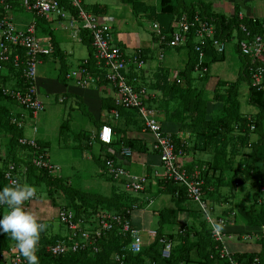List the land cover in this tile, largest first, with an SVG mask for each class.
Segmentation results:
<instances>
[{
	"label": "trees",
	"instance_id": "16d2710c",
	"mask_svg": "<svg viewBox=\"0 0 264 264\" xmlns=\"http://www.w3.org/2000/svg\"><path fill=\"white\" fill-rule=\"evenodd\" d=\"M125 1L133 5L138 15L147 17L153 20V22H158L162 31L168 35L173 31L175 17L183 12H187L190 15L199 12L204 18L214 19L218 27V36L223 38L228 37L230 38L229 40H232L231 36L234 30L238 31L240 39L246 36V32L240 26L241 24L246 25L252 34L264 33L261 20L255 22L253 17L248 16L240 18L239 4H235V14L229 16L225 13L213 11L212 5L204 1L191 2L189 5H186L180 1L178 3V0H161L157 6L148 5L143 0ZM86 9L90 11V9ZM2 11V8H0V15ZM82 35V38L92 46V38L89 32L86 30ZM153 35L157 41L158 38L154 33ZM194 45L195 34H191L189 42L183 46L174 47L169 44H162V52H166L167 50L178 51L186 47L190 54L189 61L185 69L179 72L178 76L173 79L168 69L161 68L156 73L157 79L153 82L154 84H151V87L147 81L145 82V69H143L140 72L143 82L148 87L149 92L150 88L162 92L161 99H164L162 102L166 106L172 105L173 113L171 114V118L179 123L178 131L188 132L195 137L192 140L191 138L179 137L177 132L172 133L177 151L182 149L184 155L194 150L207 154L212 152L214 154L215 159L212 162L197 161L185 164V168L189 171L194 170L196 167L201 169V177L205 181L203 189L205 196L208 198L207 200L210 202V199L216 197L222 187L229 186L230 191H236L239 186H243L249 182L255 188L254 193H252L255 201L251 203L254 208L248 209V206L240 207L237 210L238 215L250 225L264 226V192L261 188L264 185V81L261 87L253 84L248 70V64L251 62V59L242 55L240 47L237 45L236 50L242 60L240 78L236 82L219 80L213 92V98L210 99L207 96L206 85L197 84V81L206 78L207 74L199 78L193 74L197 71V67L200 70L206 68L208 71L213 62L225 60L227 57L226 52L219 53L215 48L206 45L204 47L205 56H202ZM15 52H19L22 56L25 54L21 49ZM142 52L147 62V53L143 48ZM57 54L58 51L51 56ZM46 57L49 56H44L43 59ZM86 66L97 73L99 77L98 84L104 83L110 85L103 71L98 69L94 53L87 60ZM21 72V69L13 64V60L7 62L5 67L0 69V138L9 140L6 143V151L4 154H0V187L10 185L5 177V172L10 165L14 164L19 183L26 182L37 189V196L25 202L27 210L33 201L42 196L43 189L47 190L49 198L53 203L57 202L58 196H63L70 203L67 206H73L71 209L75 210L77 217L90 218V216L96 214L99 210L127 215L128 210H134V205H137L138 209L144 207L145 205L142 203L145 200L141 203L140 198L134 197L127 191L121 190L118 193L116 191L117 188H114L111 197L100 196L84 191L80 185H77V187L73 186L59 173H52L55 167H39L35 163V159L39 155V152H41V149L30 143L23 144L20 141L21 138H32L35 135H29L26 128H20L12 122L13 113H17L18 115L20 113L10 106L9 101L15 104L17 101L3 92V88L6 85H14L12 87L24 86L25 81L21 76ZM243 81L249 83L247 104L257 109L255 113L248 114L243 110V101L240 97L241 82ZM148 99L150 105L157 106L160 109L161 106L159 107L155 104V99L151 92ZM218 104H222V112L215 114L214 112ZM16 105L25 111L24 121L26 125L28 122L27 117H31L32 120L35 119L31 112L26 111L18 103ZM119 109L127 112L134 111L120 107ZM138 119L141 122L139 117ZM68 125L67 122H64L61 126L62 135L67 130H70ZM83 136L88 139L87 145L90 147L92 145L90 134L85 133ZM37 142L42 149L48 146L47 143L40 141V139H37ZM118 143L122 147L127 146L133 152L143 153L148 150L143 141L128 137H124L123 141L119 140V142L114 138L111 144L102 142V145L104 147H111L118 145ZM3 156L4 161L1 159ZM111 159L114 160L116 165H122L116 161L114 154H109V157L104 160L106 161L104 174H106L108 179L114 180L113 177L106 173L108 161ZM221 159H224L223 163H221ZM226 164L233 165V173L230 176H226L225 174ZM216 169L220 170L218 174L213 173V171L216 172ZM161 184L163 188L160 189V192L169 194L176 201L180 209L192 212L200 221L199 228L196 225H188V227L183 226L176 233H166L163 229L164 224H173L177 209H162L158 210L162 226L157 229L155 240L151 244H146L143 251L139 254L123 250L125 246L130 244L132 240L131 236L130 234L120 233V228H115L108 232L104 238L102 247L97 252L91 253L89 250H85L55 256L48 250V246L55 244L63 237L58 233L50 234V223L46 222L48 228L46 232L41 233V239L37 246L40 264H229L232 260H237L241 264H253L257 257L259 261L254 264H264V233H261L259 237L262 246L260 252H236L227 258H221L219 248H217L220 242L217 243L215 241L204 212L189 198L186 187L165 178L161 181ZM149 185L148 181L147 187L142 193L147 191ZM192 204L196 209L192 207ZM228 209L230 211L235 210L233 205ZM6 211V206H0V213ZM164 236L174 243L170 258H165L162 255L163 244L160 242V239ZM175 241H179V243L176 244ZM219 245L223 247L222 242ZM13 249L18 251L15 241L11 236L6 233L0 234V264H12L10 255H12ZM117 253L125 254L123 262L116 259L115 254Z\"/></svg>",
	"mask_w": 264,
	"mask_h": 264
},
{
	"label": "built area",
	"instance_id": "2783aa9c",
	"mask_svg": "<svg viewBox=\"0 0 264 264\" xmlns=\"http://www.w3.org/2000/svg\"><path fill=\"white\" fill-rule=\"evenodd\" d=\"M0 8L3 10L0 16V69H3L7 62L13 60V64L21 69V76L25 81L24 86L20 87L4 86V94L11 96L35 118L45 110V102L39 90V65L43 62L44 56H50L56 50L51 44H44L38 37L37 20L39 18L51 19L56 15L58 19L63 20L64 28L68 29L75 39L80 37L82 31L87 30L92 38L93 53L98 69L103 71L105 78L116 91L115 104L117 108L113 110L114 117L117 119L120 117L119 107L136 111L145 128L154 134L153 150L158 153L165 168L164 178L185 186L189 198L204 212L215 241L223 243V247H220V243L217 245L221 258H227L233 254L224 241V226L227 225V220L216 215L207 200L203 189L205 181L201 177V169L196 167L189 171L185 168V164L181 162L184 151L182 149L177 151L172 133L167 132L160 123L159 109L149 104L150 92L140 74L147 65L142 48L138 47L132 52H127L116 44L112 27L100 20L96 14L88 11L83 0H0ZM16 9L32 13L35 21L26 28H18L12 17V12ZM243 17L244 15L240 13V18ZM257 20L261 19L254 18L255 22ZM261 21L264 29V20ZM173 26L172 33L168 35L162 31L158 22L152 23L151 31L158 38L157 43L160 48L162 44L174 47L186 45L191 34H195L194 46L202 56H205L204 47L206 45L215 48L219 53H225L229 43L233 40L232 36V40H229L228 37L218 36L215 20L204 18L199 12L193 15L187 12L177 15ZM240 26L246 32V36L241 39L237 38L236 43L240 47L241 54L251 59L248 70L253 84L261 87L264 81V33L252 34L246 25L241 24ZM18 49L24 51V56L15 52ZM160 57H163V54ZM86 64L87 60L67 73V78L74 80L78 86L83 88L97 85L99 81L97 73L88 68ZM197 70L200 68L197 67ZM204 71L207 69L204 68ZM64 100V98L60 99L61 102ZM24 120V114L13 113L12 122L15 125L26 128ZM33 130L38 131L36 125H33ZM114 136L115 131L111 125L104 126L99 134L100 139L106 144H111L114 141ZM20 141L41 149L35 159V163L39 167H55L47 160V148H40L37 137H24ZM124 154L132 156L133 151L130 148H125ZM106 173L114 180L125 179V187L134 192L144 191L148 184V177L145 173H134L123 166L116 165L113 159L108 161ZM5 177L10 185L19 183L14 164L6 170ZM133 209H138V206L134 205ZM133 211L128 210L127 215H123L99 210L90 218H84L77 217L75 210L62 206L59 208V222L65 227L66 234L55 244L49 245L48 250L55 256L85 250L94 253L100 250L108 232L120 228V233L130 234L132 239L123 250L139 254L146 244H151L155 240L157 230L149 231L148 235L152 241L147 243L143 232L133 225L131 218ZM160 242L163 244V257L170 258L174 243L166 236L162 237ZM10 256L12 264H26L19 251L13 249ZM115 257L123 262L125 254L117 253ZM229 264L241 263L232 260Z\"/></svg>",
	"mask_w": 264,
	"mask_h": 264
},
{
	"label": "crops",
	"instance_id": "0c3cea01",
	"mask_svg": "<svg viewBox=\"0 0 264 264\" xmlns=\"http://www.w3.org/2000/svg\"><path fill=\"white\" fill-rule=\"evenodd\" d=\"M85 7L90 9L94 14H96L100 20H102L105 23H108L107 20L114 19L113 21L117 23V25L109 24L114 33V40L116 44H118L120 47H122L127 52H132L136 48L141 47L143 48L147 53V65L145 68V82L147 81L149 83V86L151 87V84H154L153 82L156 81V73L161 68H166L170 72L171 78H176L179 74V72L183 71L185 69V66L187 65L189 61V51L186 58V64L182 65L181 61L184 59L180 56V50H167L166 52H162L161 48L158 46V43L156 39L154 38V35L152 34L150 30V36L148 40H144L141 42V37L138 33H136V40H134L131 36V34H128L127 37L122 38V32L120 28H123V24L126 23V19L123 18L122 15H116L117 17H111V9L110 7L105 3L98 1V0H83ZM201 1V0H198ZM196 0H192L191 2H198ZM233 1V0H232ZM239 2H235V4L240 5V12L244 13L242 8L248 9L250 14H245L248 17H258L264 18V0H252L251 5H248L247 2H250L251 0H237ZM145 2V1H144ZM183 3L182 1H180ZM203 2V1H201ZM206 2V1H204ZM122 3H127L125 0H122ZM210 3L212 5L213 11L219 12V13H225L224 11H217L214 8L213 2H206ZM148 5H155L157 4H149ZM186 5H189V3H185ZM127 5H132L130 3H127ZM219 6H222L223 8L225 5L219 3ZM218 7V6H217ZM221 7V8H222ZM20 13V12H19ZM25 13V12H24ZM235 14L232 13L229 16H233ZM138 15V14H137ZM228 15V14H227ZM1 16V15H0ZM140 16V15H138ZM140 17L143 18L141 15ZM14 20H16V24L18 28H26L29 24L33 23L35 20V17L29 18L28 15L23 14L20 16L13 17ZM146 18V17H144ZM149 19V18H148ZM15 22V21H14ZM153 20L149 19V25L147 29L149 30V27H151ZM120 26V27H119ZM68 29H65L63 24H60L56 20L55 17L51 19L47 18H39L37 20V35L40 38V40L44 44H51L56 51H58L57 55L49 56L43 59L42 67L39 71V84L41 85V93L43 96L44 94H48L47 97L53 96L56 97L57 101H60L61 98H64L65 100L61 103L69 104L70 110L66 109V113H68V118L64 119L60 123V134L62 135L61 126L64 122H67L70 127V130L67 133V136L72 137L75 136V144L71 145L73 142L67 141L64 145L60 144L62 140L59 141V146L62 148L64 147H75L76 150L78 149H89L93 147H98L100 154L97 153L99 157H97L95 154L92 156H88V159L93 158L94 161H96L100 166V169L98 171V174L107 179L109 182V185L107 184L105 180L100 183L98 182L99 187L98 188H92V187H83L81 188L84 191L91 192L100 196L105 197H111L113 194L114 188L119 193L122 191H127L134 197H138L141 200V203L143 200H145L144 204L145 206L136 209L132 212V222L133 225L137 228H139L143 234L145 239L147 238V243H150L152 241V238L149 237L148 233L152 230H157L162 226V223L160 221V217L158 216V210L162 209H177L175 220L173 221V224L166 225L164 224L163 229L166 233L168 232H178L180 228L183 226L188 227L196 225L198 228L200 227L199 223L200 221L196 218V216L189 212L188 210H182L177 205L176 201L167 193L160 192V189L163 188V185L161 184V181L164 179L165 176V168L163 167L159 155L153 150V142H154V134L151 133L149 130L145 128L142 122L138 119V114L136 111H130L127 112L125 110L120 109V117L117 119L114 117L113 110L115 107V97H116V91L115 89L109 85V84H97V85H91L89 87H80L75 83L68 82L66 79L67 73L76 67H78L82 61L88 60L92 54V46L89 45L87 41H85L82 38V33L80 34V39L73 38L71 36V33H67ZM75 42L71 46L70 49H66L64 46L68 41ZM79 43L80 46H77L76 44ZM86 46L88 51L83 52V47ZM77 53L79 57L77 56ZM163 53V57H160V55ZM68 56L75 57L77 60V63L74 64L71 69L66 67L64 64L65 60L68 59ZM155 56L158 57L157 62L155 61ZM73 60V59H72ZM75 60V61H76ZM226 60V59H225ZM225 60H220L213 62L210 67L212 68L213 64H221L225 67L223 68V71H221V75L217 76L216 78H213L211 76L210 80L203 78L199 81H197V84H205L206 88L207 85L210 84L211 86L208 87V90L211 89L214 92L216 89V86L219 82V80L222 81H228V82H236L240 78V73L242 69V60L236 64H228L224 62ZM57 62L61 63L60 69H58ZM232 62V60H231ZM225 63V64H224ZM221 67V66H217ZM222 68V67H221ZM54 70L56 73L55 77L53 75H49V72H52ZM57 70L59 72H57ZM208 70V71H209ZM47 73L48 75H44ZM195 77H197L198 72L196 71L193 74ZM203 76V75H201ZM200 76V77H201ZM199 78V77H197ZM249 91V83L247 81L241 82V100L243 101V110L248 113H255L257 112V109L254 106H249L247 104V96ZM150 92L153 95V98L155 99V104L160 107V123H162V126L165 130H167L170 133L177 132L179 137L182 138H191L194 140V135L188 133V132H179V123L176 122L171 118V114L173 113L172 105L166 106L162 101L164 99L162 98V92L159 90H155L150 88ZM243 95V98L242 96ZM210 99H212L209 96ZM246 103V105H245ZM90 108L91 113H93L96 118V124L93 125L92 121L86 123L83 127H81L80 131H74L73 127L70 123L75 122L74 118L71 117V111L78 110L80 113H83V117L88 116V112L86 111V107ZM163 104V105H162ZM85 108V109H83ZM88 108V109H89ZM18 113L24 114V110L21 107L16 106L14 108ZM65 113V114H66ZM136 113V114H135ZM66 116V115H65ZM70 116V117H69ZM39 115L32 120L31 117H27V133L29 135H35L37 137V134H39V128L38 131L35 133L33 130V125H36V120L38 119ZM87 118V117H86ZM93 120V119H91ZM106 125H111L114 127L115 131V140H121L123 141L124 137L132 138V139H139L143 141L148 150L146 152H133L132 156H128L124 154V149L127 148V146L122 147L120 143L116 146H109L104 147L102 145V142L98 138V134L102 130V128ZM167 126V127H166ZM80 129V128H78ZM42 132V131H41ZM90 134V138H92L91 143L92 145L89 147L87 145L88 139H86L83 135L84 134ZM80 134V135H78ZM96 136V137H95ZM42 142L47 143L49 146V149L51 147V141L47 138H39ZM89 142V141H88ZM103 146V147H102ZM81 151V150H80ZM109 154H114L116 161L122 165L123 167L129 169L132 172L140 171L142 173H145L148 177L149 181V187L146 192L137 193L132 190H128L125 187L126 180H110L107 178L106 174H104V167L106 158L109 157ZM75 154H71L70 157H74ZM215 156L211 153H202L200 151H193L188 154H185L182 156L181 161L184 164H189L197 161H208L212 162L214 161ZM224 162V159H221V163ZM164 169V170H162ZM233 165L232 164H226L225 168V174L226 176H230L233 173ZM220 172L219 169H216V172L213 171L214 174H218ZM212 174V173H211ZM215 176V175H214ZM213 176V178H215ZM108 190H110L108 193L103 192V188L107 187ZM245 188V194L248 196L241 197L239 195L238 190L236 191H230V187H222L220 189V193L216 195V197L210 199V204L214 209V213L218 216H221L227 220V225L224 226V232L225 237L224 241L226 246L230 251L233 253L241 252V253H254V252H260L262 249L261 243L259 241V237L261 233H264V226H253L248 224L244 219L238 215L237 210L240 207H245L247 204H251L255 201V198L252 196V193H254L255 188L247 182L245 185H243ZM234 193V194H233ZM45 195V196H44ZM46 198H49L48 193H42V196L37 198L35 201H33L30 205V207L34 210L32 213H34L38 219H40L42 222L50 223V234L58 233L60 235H65L66 231L63 226L59 224V228H57V231H54L53 225L55 223L54 219L56 214L58 213L59 208L62 206L60 202L49 203ZM61 198V197H60ZM240 199V201H239ZM51 204V205H50ZM70 204L69 201L65 204ZM233 205L235 210L230 211L228 208H230ZM72 208L73 206H68ZM192 207L196 209V207L192 204ZM191 213V214H190ZM227 213V214H226ZM40 215V217L38 215ZM153 219H156V225L153 226L151 223ZM185 228V227H184ZM176 242V241H175ZM179 241L176 242L178 244Z\"/></svg>",
	"mask_w": 264,
	"mask_h": 264
},
{
	"label": "rangeland",
	"instance_id": "374dc122",
	"mask_svg": "<svg viewBox=\"0 0 264 264\" xmlns=\"http://www.w3.org/2000/svg\"><path fill=\"white\" fill-rule=\"evenodd\" d=\"M103 2L104 4L106 3L110 9H111V17L116 18V15H122L124 19H126V23L123 24V28L121 30L122 32V38H126L128 34H131L132 38L134 40H136V33L139 34V36L141 37V42H143L144 40H148L149 36H150V30L151 27H149V30L147 29L148 25H149V19L146 18H142L140 16L137 15V10L133 7V5H127V3H122V0H98ZM149 4H157L159 5V3L161 2V0H143ZM182 1L183 3H191L192 0H178ZM198 1V0H196ZM201 1H206V2H213L214 8L217 11H224L226 12L228 15H231L232 13H234V9H235V2H239L237 0H201ZM254 1V0H253ZM251 2H247L248 5H251ZM223 4L225 5V7L223 8L222 6H219ZM218 6V7H217ZM222 7V8H221ZM243 11L245 12V14H250V12L248 11V9L242 8ZM20 12V13H19ZM21 9H16L14 12H12V17L16 16H20L23 14H26L29 16V18H33L34 15L32 13H28L25 12ZM54 17L56 18V20L58 22H60V24H63V20L58 19V17L56 15H54ZM14 19V18H13ZM35 20V19H34ZM114 19L111 20H107V22L109 24H115L117 25L116 21H113ZM15 23L16 20H14ZM120 27V26H119ZM152 32V31H151ZM67 33H69V30H67ZM153 34V32H152ZM234 41V42H233ZM233 41H231L228 45V49L226 51V60L224 61L226 63V65L228 64H236L238 63V61H241V57L238 54L235 44L237 41V35L236 37L233 39ZM73 43L71 40L68 41L66 43V45L64 46L66 49H70L71 46L73 45ZM77 46H80L79 43L76 44ZM83 47V52L85 54V52H87L88 54V49L86 46H81ZM181 58H183L184 60L181 61L182 65L186 64V58L188 55V49L186 47H183L182 49H180L179 51ZM77 56L79 57L78 53ZM73 59V60H72ZM155 61L157 62L158 57L155 56ZM75 57L72 56H68V59L65 60L64 64L66 67H68L69 69H71L73 66H75L74 64L77 63V60L75 61ZM232 60V62H231ZM224 63V64H225ZM57 66L58 69H60V67L62 66L60 62H57ZM217 66H221L220 68ZM42 67V64L39 65V71L40 68ZM225 66L221 65V64H213L212 68H210L209 71H204V70H197L198 75L197 77H200L201 75H206L207 77L206 79L210 80L211 76L213 78H216L217 76L221 75V71H223V68ZM57 72H59L57 70ZM56 72L54 70H52V72H49V75H53V77H55L56 75H54ZM47 73H45L44 75H48ZM66 79L68 80V82H72L75 83L74 80L69 79L66 77ZM248 83V82H247ZM76 84V83H75ZM201 84V82H200ZM211 86L210 84L207 85V96L213 98V90L212 87L211 89L208 90V87ZM41 85L39 84V90ZM41 97L45 102V110L41 111L39 113V117L36 120V126L38 125L39 128V134H37V139L39 138H47V140L49 139L51 141V147L49 149V146H47V154H48V159L50 161L51 164H53L55 166L54 170L52 171V173H59L60 175L64 176L65 179L67 181H69V183L73 184V186L77 187V185L83 186V187H92V188H98V182H102V180L108 182L107 179L101 177L98 174V171L100 169V166L97 165L98 163L96 161H94L93 158L88 159V156H92L97 153L100 154L99 148L98 147H93V148H89V149H78L76 150L75 147H64L62 146V148L59 146V141L60 139L62 140V142L60 144L64 145L65 142L70 141L73 142L71 145L75 144V136L73 135L72 137L67 136V134H60V123L68 118V113H66V109L70 110V105L69 104H65V103H61V101H57L56 97L53 98V96L51 97H47L48 94H44L42 96V93L40 91ZM243 98V95H242ZM10 102V106L12 108H15L17 105V103H13L11 101ZM215 102V101H212ZM246 105V103H245ZM218 107H216L215 110V114H220V112H222V104H218ZM86 107V111L88 112V116L83 117V113H80L78 110H73L71 111V117L74 118L75 122H71V125L73 127V130L75 131H80L81 127H83L84 125H86V123L92 121V124L95 125L97 118L96 116L91 113L90 108L87 107V105L85 104ZM89 108V109H88ZM85 109V108H83ZM66 113V114H65ZM66 115V116H65ZM70 117V116H69ZM93 119V120H91ZM162 125V123H161ZM163 127V126H162ZM167 127V126H166ZM27 127L26 126V131H27ZM80 128V129H78ZM42 131V132H41ZM69 132V130H68ZM67 133V131H66ZM9 140L5 139V138H0V154H4V152L6 151V143ZM41 141V140H40ZM81 150V151H80ZM71 154H75L74 157H70ZM7 155V154H6ZM97 157H99L98 155H96ZM4 156L1 158L3 159ZM5 159H3L4 161ZM182 162V161H181ZM164 170V169H162ZM135 173H142L140 171H137ZM109 185V182L107 183ZM108 185L107 187L103 188V192L104 193H108L110 190H108ZM263 187L264 185L261 187L262 191H263ZM42 189V188H41ZM240 198L243 196H248L247 194H245V188L243 186H239L237 188ZM47 193V190L42 191V193ZM264 192V191H263ZM45 196V195H44ZM50 197V196H49ZM62 198H60V196L57 197L58 202H60V204L65 205L67 203V200H65V198L63 196H61ZM46 200L50 203L51 200L50 198H46ZM240 201V199H239ZM264 201V200H263ZM51 205V204H50ZM246 206H248V209H252L254 208L253 205L251 204H247ZM29 211H34L31 207H29L28 209ZM38 215V214H37ZM40 217V215H38ZM40 219H42L40 217ZM39 219V220H40ZM55 223L52 224L53 225V229L54 231H57V228H59V210L58 213L55 216L54 219ZM153 226L156 225V219H153L152 223ZM50 232V231H49ZM146 241H148V239L146 238ZM257 253V252H254ZM259 261V258H255L253 264L255 262ZM8 264V263H7Z\"/></svg>",
	"mask_w": 264,
	"mask_h": 264
},
{
	"label": "clouds",
	"instance_id": "9594fccd",
	"mask_svg": "<svg viewBox=\"0 0 264 264\" xmlns=\"http://www.w3.org/2000/svg\"><path fill=\"white\" fill-rule=\"evenodd\" d=\"M99 134L97 136L101 140ZM36 196L37 189L26 182L0 187V206L7 207L6 212L0 213V234L6 233L11 236L26 264H40L37 246L41 239V233L46 232L48 228L46 223L25 208V202ZM63 206L68 207L67 205Z\"/></svg>",
	"mask_w": 264,
	"mask_h": 264
},
{
	"label": "bare ground",
	"instance_id": "6f19581e",
	"mask_svg": "<svg viewBox=\"0 0 264 264\" xmlns=\"http://www.w3.org/2000/svg\"><path fill=\"white\" fill-rule=\"evenodd\" d=\"M84 6H85V4H84ZM86 8V7H85ZM90 12H92V11H90ZM93 13V12H92ZM240 13H242V12H240ZM243 15H244V17L246 16L244 13H242ZM240 15V14H239ZM243 17V18H244ZM253 18H258V17H253ZM259 19V18H258ZM261 20H264V18H260ZM152 26V25H151ZM217 30H218V27H217ZM217 34H218V32H217ZM236 35H237V38H239L238 37V31L237 30H234L233 31V35H232V37H233V39L236 37ZM233 41V40H232ZM234 42V41H233ZM237 42V41H236ZM235 47H237V43L235 44ZM11 86V85H10Z\"/></svg>",
	"mask_w": 264,
	"mask_h": 264
}]
</instances>
